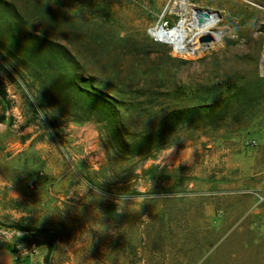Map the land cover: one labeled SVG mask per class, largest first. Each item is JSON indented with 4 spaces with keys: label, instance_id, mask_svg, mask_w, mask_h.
<instances>
[{
    "label": "rangeland",
    "instance_id": "1",
    "mask_svg": "<svg viewBox=\"0 0 264 264\" xmlns=\"http://www.w3.org/2000/svg\"><path fill=\"white\" fill-rule=\"evenodd\" d=\"M11 1L76 55L97 88L123 92L119 122L129 134L158 128L206 87L248 88L254 98L249 109L232 104L229 116L183 128L140 161L103 125L70 121L0 51L4 247L23 260L32 244L51 246L45 264H264V0ZM197 9L218 21L210 30L218 38L200 53H178L155 37Z\"/></svg>",
    "mask_w": 264,
    "mask_h": 264
},
{
    "label": "trees",
    "instance_id": "2",
    "mask_svg": "<svg viewBox=\"0 0 264 264\" xmlns=\"http://www.w3.org/2000/svg\"><path fill=\"white\" fill-rule=\"evenodd\" d=\"M24 9L11 0H0V51L12 57L41 85L46 100L73 122H95L105 127L115 137L126 157L146 161L153 159L174 143L183 128L197 121L214 123L219 112L229 116L233 110L248 108L254 94L248 88H232L217 84L202 92H192L187 106L170 112L158 128L141 134H129L120 125V110L126 109L122 91H115L107 82H101L106 90L115 91L109 96L97 88V78L84 76V70L76 55L65 45L35 30ZM239 89V90H235ZM220 98L209 104L215 93ZM7 90L0 79V102L7 108ZM255 103V100H254ZM232 106V107H231ZM126 111V110H125ZM6 121L5 115L0 124ZM127 137V138H126ZM49 247L48 258L52 255Z\"/></svg>",
    "mask_w": 264,
    "mask_h": 264
},
{
    "label": "bare ground",
    "instance_id": "3",
    "mask_svg": "<svg viewBox=\"0 0 264 264\" xmlns=\"http://www.w3.org/2000/svg\"><path fill=\"white\" fill-rule=\"evenodd\" d=\"M191 19L188 22H181L177 27L171 30H165L158 28L155 33V37L162 43L173 46L175 51L181 54L194 53L198 54L206 47L199 44L198 37L209 33L210 30L217 25V16L211 14V18L202 26L197 24L198 14L196 10L190 13ZM195 32V35L191 41H187L189 33ZM216 39L218 36H215Z\"/></svg>",
    "mask_w": 264,
    "mask_h": 264
},
{
    "label": "crops",
    "instance_id": "4",
    "mask_svg": "<svg viewBox=\"0 0 264 264\" xmlns=\"http://www.w3.org/2000/svg\"><path fill=\"white\" fill-rule=\"evenodd\" d=\"M3 110H4L3 105L0 102V118L4 115V111ZM3 130L4 129H1V131H3ZM9 146L10 147H9L8 151H12L13 152L15 146H17V145H15V144L14 145H10L9 144ZM20 147H21V145H20ZM23 147L24 148H22L20 151L14 152V154L10 158H8V160L11 161V159L15 158L16 155H18V154H20V153H22L24 151L26 152L28 147H29V144H26ZM184 163L185 162H183V164ZM4 246L5 245H3L2 242H0V252L3 251V250L7 252V254L9 255L10 264H45V257H46V255L48 253V249H47L46 246H39L37 252L34 255L26 257L23 260H18L19 259L18 258L19 254H21V252L20 253H12L9 250H7ZM1 262H2V259L0 258V264H1Z\"/></svg>",
    "mask_w": 264,
    "mask_h": 264
},
{
    "label": "water",
    "instance_id": "5",
    "mask_svg": "<svg viewBox=\"0 0 264 264\" xmlns=\"http://www.w3.org/2000/svg\"><path fill=\"white\" fill-rule=\"evenodd\" d=\"M196 11L198 14L197 24L199 27H202L211 18V14H213L207 10L203 11V10L197 9ZM259 32L260 33L264 32V25L261 26ZM215 41H216L215 36L209 33L202 35L198 40L199 44L204 47H208ZM262 71L264 74V62L262 63ZM0 258L2 259L1 264H10L9 255L7 254L6 251L3 250L0 252Z\"/></svg>",
    "mask_w": 264,
    "mask_h": 264
},
{
    "label": "built area",
    "instance_id": "6",
    "mask_svg": "<svg viewBox=\"0 0 264 264\" xmlns=\"http://www.w3.org/2000/svg\"><path fill=\"white\" fill-rule=\"evenodd\" d=\"M38 250V246L36 244H32L28 250H26L23 254L27 257L34 255Z\"/></svg>",
    "mask_w": 264,
    "mask_h": 264
}]
</instances>
